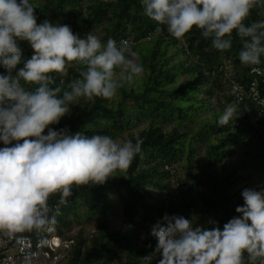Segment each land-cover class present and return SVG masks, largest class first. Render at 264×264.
I'll return each mask as SVG.
<instances>
[{"label":"trees","instance_id":"1","mask_svg":"<svg viewBox=\"0 0 264 264\" xmlns=\"http://www.w3.org/2000/svg\"><path fill=\"white\" fill-rule=\"evenodd\" d=\"M31 3L37 24L45 19L66 24L79 37L92 31L102 42L129 40L145 69L134 86L121 88L113 99L80 100L56 125H49L69 134L143 139L140 154L126 171H117L103 185L74 186L60 206L54 228L71 249L58 264H143L140 258L156 247L150 229L165 213L194 215L206 226L211 219L222 228L242 205L241 191L264 183V107L239 99L231 89H246L259 77L252 73L255 66L240 65L242 45L235 33L231 48L219 52L195 28L183 42L163 27L156 33L157 25L143 14L140 0ZM262 11L252 9L245 23L264 18ZM19 44L22 56L30 58L27 43ZM256 67L264 71V57ZM77 74L69 68L66 76H56V83L66 85ZM228 103L237 104L239 116L219 126ZM57 199L58 194L51 196L49 204Z\"/></svg>","mask_w":264,"mask_h":264},{"label":"clouds","instance_id":"2","mask_svg":"<svg viewBox=\"0 0 264 264\" xmlns=\"http://www.w3.org/2000/svg\"><path fill=\"white\" fill-rule=\"evenodd\" d=\"M143 14L176 39L192 29L210 39L219 52L241 43V66H256L264 57V18L245 23L264 0H140ZM31 0H0V234L51 232L60 206L74 186L103 185L117 171H126L140 154L143 139H114L110 135L69 134L56 125L70 105L96 98L113 99L145 72L129 40L117 43L89 31L74 34L66 24L43 20L37 24ZM264 15V11L261 13ZM19 42L32 50L22 56ZM69 68L77 76L66 85L56 76ZM259 73V68L252 67ZM259 103L264 104V99ZM238 106L228 103L217 124L235 120ZM46 134H43L45 129ZM58 194L54 205L49 198ZM242 205L222 228L214 220L197 223L165 213L152 225L156 240L143 264H264V183L241 191ZM210 226V227H209Z\"/></svg>","mask_w":264,"mask_h":264},{"label":"built area","instance_id":"3","mask_svg":"<svg viewBox=\"0 0 264 264\" xmlns=\"http://www.w3.org/2000/svg\"><path fill=\"white\" fill-rule=\"evenodd\" d=\"M259 70V73L252 71L259 80H253L246 89L240 86H232L231 89L239 99H250L261 108L264 107V104L259 103L264 99V71L261 68ZM70 249L71 243L61 240L55 228L51 232H34L32 235L27 232L12 236L0 234V264H58Z\"/></svg>","mask_w":264,"mask_h":264},{"label":"rangeland","instance_id":"4","mask_svg":"<svg viewBox=\"0 0 264 264\" xmlns=\"http://www.w3.org/2000/svg\"><path fill=\"white\" fill-rule=\"evenodd\" d=\"M115 205H116V203H115ZM113 221L115 222V225L117 226V228H119L118 222L116 220H114V219H113Z\"/></svg>","mask_w":264,"mask_h":264}]
</instances>
